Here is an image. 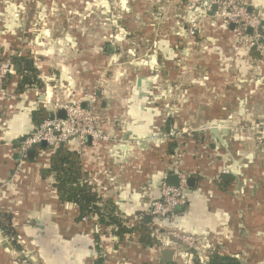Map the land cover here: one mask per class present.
Masks as SVG:
<instances>
[{"label":"crops","instance_id":"obj_1","mask_svg":"<svg viewBox=\"0 0 264 264\" xmlns=\"http://www.w3.org/2000/svg\"><path fill=\"white\" fill-rule=\"evenodd\" d=\"M55 1L0 0V64L10 52L31 54L40 71V85L19 93L15 64L0 94V202L16 232L12 241L0 231V264H96L102 252L105 264H200L215 249L241 264H264V54L212 16L190 42L180 0H127L121 20L115 0H101L91 13L92 0H62L60 13L51 11ZM240 1L261 16L264 33V0ZM79 16L90 23L85 31ZM87 92L97 95V126L108 135L68 144L80 152L87 181L114 202L126 226L149 216L152 224L202 236L208 251L191 259L173 250L164 262L170 248L161 249L152 232L154 243L144 246L137 230L119 236L117 227L79 218L78 205L60 198L54 174H42L51 147L20 158L19 141L37 129L33 113L43 101ZM212 122L228 130L219 132L223 141ZM170 128L189 130L180 169L194 182L187 204L155 222L146 211L161 195L174 154L172 141L151 136Z\"/></svg>","mask_w":264,"mask_h":264},{"label":"built area","instance_id":"obj_2","mask_svg":"<svg viewBox=\"0 0 264 264\" xmlns=\"http://www.w3.org/2000/svg\"><path fill=\"white\" fill-rule=\"evenodd\" d=\"M216 5L217 9L214 16L228 24H234L233 31L237 40L242 44L256 48L264 54V36L262 33L261 16L249 10V7L240 0H187L184 6L183 18L186 24V35L190 42L195 41L198 31L204 23V19L210 17L208 12ZM252 29V31H250ZM15 73V63L9 57H6L0 64V94H4L5 80L8 75ZM48 88L45 93L48 92ZM47 95V94H46ZM97 101L95 92H87L80 99L67 101L62 99H48L43 101L44 108L52 110L50 116L45 119L39 127L31 134L25 136L19 141L18 152L21 159L27 157L28 152L36 145L46 142L47 146L55 149L61 144L68 145L71 141L78 139L82 144L91 137L93 142L104 139L108 140V135L100 131L97 126V116L94 110V104ZM86 104V105H84ZM65 110V118L58 116L59 110ZM53 115V118H51ZM264 125V124H263ZM187 128H170L159 135H152V140L165 139L176 143L174 151V161L169 168V174L176 173L179 177L178 185H171L165 182L168 173L165 174L161 185L160 197L152 202L146 213L158 220H170L176 214L179 207L188 202V175L180 169V160L182 157L181 139L187 134ZM2 210L0 202V211ZM98 223L99 229H102L97 216H93ZM83 219H87L84 217ZM140 221L144 219L141 215ZM110 227V226H109ZM1 233L2 230L0 229ZM152 236L156 239L161 249L170 248L179 254L187 255L194 259L195 253L208 251L210 245L199 235L181 231L169 226H160L158 223L152 224ZM106 256L102 252V257ZM199 257V256H198ZM200 264L208 263V256L204 252L199 257Z\"/></svg>","mask_w":264,"mask_h":264},{"label":"trees","instance_id":"obj_3","mask_svg":"<svg viewBox=\"0 0 264 264\" xmlns=\"http://www.w3.org/2000/svg\"><path fill=\"white\" fill-rule=\"evenodd\" d=\"M183 4H180V8ZM264 34V33H263ZM13 62L19 65L18 75L20 77L17 91L24 92L32 85H40V71L34 63V59L25 54L8 55ZM50 116V112L46 108H40L33 113V121L37 128ZM172 119L166 122L169 126ZM39 147L45 149L47 146L38 144L33 148ZM177 145L171 142V150L174 154ZM26 159H35L34 157ZM42 174L48 176L54 174L55 187L60 198L66 202H72L78 205L80 210L79 218L98 217V221L102 228L109 226L117 227L116 232L119 236L128 235L134 230L140 232V241L144 246L152 245L154 238L151 236L150 224L152 222H142L135 226L128 227L124 224V219L120 216L119 210L114 202L108 200L103 201L99 196L95 186L87 181L86 174L82 168V157L80 152L71 150L68 145L61 144L55 149L49 159V165L42 169ZM189 199V198H188ZM155 221V219H154ZM0 229L5 236H9L15 241L16 232L11 223L10 216L4 210L0 211ZM96 264H105L104 258L101 256ZM147 264V263H144ZM207 264H241L239 259L233 256L223 254L219 249L212 250L208 256Z\"/></svg>","mask_w":264,"mask_h":264},{"label":"water","instance_id":"obj_4","mask_svg":"<svg viewBox=\"0 0 264 264\" xmlns=\"http://www.w3.org/2000/svg\"><path fill=\"white\" fill-rule=\"evenodd\" d=\"M216 9H217V6L214 5V6L212 7V10L208 12V15H210V16H214ZM249 10H250V8H249ZM250 11H252V10H250ZM231 25L234 27V24H231ZM250 31H252V29H250ZM17 68H19V65H17ZM84 105H86V104H84ZM58 116L61 117V118H65V116H66V112H65V110H63V109L59 110V112H58ZM51 118H53V115H51ZM209 127H210V131L215 135V137H216L218 140L223 141L222 138H221V136H220V133H219V132H224V133H226V132H228V130H227V129H221V128H219L214 122H212V123L209 125ZM87 140H91V137H88ZM42 144H43L44 146H47L46 142H42ZM32 153H33L32 150H30V151L28 152L29 155H32ZM230 176H231L230 173H226V174H224V178H225V179H228V177H230ZM165 182L168 183V184H171V185H178V184H179V177H178V174H176V173L169 174V175L165 178ZM193 182H194V178H188V184H189V185H192ZM149 219H150V217H149V216H146L145 221H146V222H149ZM163 253H164V254H163V255H164V256H163V257H164V259H163L164 262H171L172 257H173V250H171V249H166Z\"/></svg>","mask_w":264,"mask_h":264},{"label":"rangeland","instance_id":"obj_5","mask_svg":"<svg viewBox=\"0 0 264 264\" xmlns=\"http://www.w3.org/2000/svg\"><path fill=\"white\" fill-rule=\"evenodd\" d=\"M61 1L62 0H57V1H55V2H53V5L55 6V8H52V10L51 11H53V12H58L61 8H60V6H58V7H56V4H60L61 3ZM129 1V0H128ZM128 1L127 0H115V3H114V8H115V13H116V17H117V19L118 20H121V18L123 17V14H124V12L126 11V9L130 6L129 5V3H128ZM183 4V9H184V6L187 4V0H180V4ZM101 4H102V2H101V0H92V1H90V2H88L87 4H86V6H87V10H88V12L90 11V13L92 12V10L93 9H96L95 7H100L101 6ZM61 5V4H60ZM76 9H73L72 10V12H68L67 13V17H68V19H71L72 18V13L74 14V11H75ZM61 12V10L59 11V13ZM183 13H184V10H183ZM82 15V14H81ZM42 16V23H47V16H48V13L47 14H43V15H41ZM79 21H80V23L78 22V26H80V28L82 29V30H87L88 28H89V24L90 23H88L87 24V22L86 23H84V22H82V20H81V16H79ZM43 24V25H44ZM93 24V23H92ZM44 26H46V24L44 25ZM34 43V42H33ZM13 55L12 54V52H10V53H8V55ZM27 55H29V56H31V54H27ZM49 86H47L46 87V89L48 88ZM49 89V88H48Z\"/></svg>","mask_w":264,"mask_h":264}]
</instances>
